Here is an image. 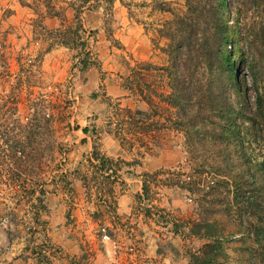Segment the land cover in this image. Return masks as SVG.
Wrapping results in <instances>:
<instances>
[{
  "label": "rangeland",
  "instance_id": "1",
  "mask_svg": "<svg viewBox=\"0 0 264 264\" xmlns=\"http://www.w3.org/2000/svg\"><path fill=\"white\" fill-rule=\"evenodd\" d=\"M164 1L174 3L176 12L184 9L183 0ZM18 6L19 0H0V260L20 251L29 257L47 258L41 252L55 249L49 241L51 234H56L57 223L51 219L59 210L63 212V228H68L72 241L77 240L81 246L80 259H89L94 246L91 235L103 228L96 225L108 216L113 189L123 191V180L139 173L147 185L148 196L146 200L136 199L135 209L144 216L149 211V216H145V233L155 246L154 264H193L190 256L201 257L203 247L212 242L200 237L204 231L198 229L203 224L201 218L207 220L208 230L227 238L222 243L224 252L219 264H248L244 250L235 242L241 237L240 227L233 228V223L221 214L222 208L217 207L218 214L203 216L197 206L203 203L201 196L168 186L184 181L177 175L179 164L183 165V173H189V157L182 134L173 125L175 111L170 105L160 100L159 106L141 112V122L147 125L142 134L149 135H145L147 139L135 135L139 130L130 128L126 110L119 111L122 109L111 104L96 115L88 95L81 97L83 80L75 78L79 77L75 59L81 55L71 60V72L63 79L59 70L63 68V46L55 45L65 41L71 48H80L79 38L84 34L77 32V39L64 37L65 28L57 24L50 27L63 30V38L53 40V35L37 27L30 10ZM228 6L232 10L230 3ZM49 45L55 53L50 63L46 56L42 57ZM235 64L240 77L245 66L238 61ZM53 65L55 69L48 71ZM82 110L88 112L87 120L93 116L101 118L109 134L124 146L121 158H109L114 161V174L95 169L97 163L88 160V152L79 150L85 141L75 130L79 128ZM94 142L93 146L102 154ZM131 145L141 147L135 149ZM144 147L152 149L151 156L145 154ZM132 157L139 165L124 164L132 163ZM143 164L152 166L138 169ZM243 221L246 227L247 220ZM213 222L218 224L213 226ZM191 230L200 235L192 236ZM233 231L236 234L229 236ZM112 242L115 248L107 243L112 264H123L126 259L127 264L138 261L142 248L135 244L124 248ZM55 251L56 255L64 253L61 248Z\"/></svg>",
  "mask_w": 264,
  "mask_h": 264
},
{
  "label": "trees",
  "instance_id": "2",
  "mask_svg": "<svg viewBox=\"0 0 264 264\" xmlns=\"http://www.w3.org/2000/svg\"><path fill=\"white\" fill-rule=\"evenodd\" d=\"M60 2L63 0H19L20 6L38 17L34 22L37 27L53 35V40L63 38V30L47 29L41 18L62 20ZM183 2L184 9L176 12L174 3L155 1L158 10L172 16L163 31L170 42L166 68L170 93L163 100L175 111L173 125L182 134L189 157L188 174L182 172L183 165L177 166V175L184 181L168 186L201 196L203 203L197 206L203 216L218 214V208H222L221 214L233 223V228L240 227L241 237L235 242L244 250L248 264H264V0ZM82 8H73L79 21ZM77 30L65 28L64 37L77 39ZM80 32L84 33L82 27ZM59 43L55 45L69 46L65 41ZM51 48L49 45L45 52ZM81 56L80 66L84 69L88 55L82 52ZM237 61L245 66L240 77L235 69ZM125 113L131 128L145 131L147 125L141 123L140 111ZM144 150L151 156L152 149ZM91 160L97 163L95 169L115 173L114 161L95 146ZM147 196L143 181L142 197L146 200ZM201 222L198 229H204L202 235L193 229L190 234L212 242L203 247L201 257L190 256L191 261L219 264L224 252L222 243L227 238L208 230L205 218ZM235 234L233 231L229 236Z\"/></svg>",
  "mask_w": 264,
  "mask_h": 264
},
{
  "label": "crops",
  "instance_id": "3",
  "mask_svg": "<svg viewBox=\"0 0 264 264\" xmlns=\"http://www.w3.org/2000/svg\"><path fill=\"white\" fill-rule=\"evenodd\" d=\"M82 1L60 2L59 6L64 5L62 20L41 18L42 24L49 30L52 28L50 26L57 24L72 30L77 27L78 32L81 27L84 30V35L81 37L83 47L63 46V68H59L60 74L63 72V79L67 72H71V60L85 52L88 55V65L84 69L76 65L79 77L75 76V78L83 80L81 97L83 99L84 95H88L92 102L91 110L94 108L96 115H101L100 112L105 106L111 104L122 109H118L119 111L142 113L148 112L156 105L159 106L160 100L163 101V98L170 93L166 71L169 66L170 42L163 31L165 24L172 19L171 14L158 10L155 7L156 0H87L81 4ZM70 4H72L71 8ZM79 5L83 6L80 21L75 17L73 10ZM17 8L28 9L20 4ZM30 15L32 18H38L33 12ZM31 21L34 22V19ZM44 53L42 57L46 56L48 63L51 62L50 59H55L52 49ZM51 69L52 71L55 69L54 65L47 70ZM86 113L88 112L80 111L79 128L75 130V133L85 141L83 148L79 150L88 152V160H91V152L96 140L99 150L107 158H121L124 146L109 134L110 131L101 118L93 116L92 120H87L86 116L89 115ZM141 123L143 126L146 124ZM83 129H86L85 133ZM134 129L139 130L135 133L138 138L144 135L140 128ZM138 140L143 141L141 138ZM131 147L137 149L141 145H131ZM133 158L131 162L136 160ZM151 166V164L150 166L143 164L138 169L146 170ZM138 175L139 173L123 180L125 188L123 191L113 189V204L109 208L108 216L100 221V225H96V228L106 227L111 239L120 247L126 248L135 244L138 248H142L138 261L133 264H154L155 246L145 233L147 218L135 209L136 199L142 197V180ZM62 214L61 210L54 212L51 222L57 223L54 226L56 234L53 237L51 234L52 239L49 242L57 250L64 249V253L62 251L60 255H56L55 249L48 248L47 251L41 252L47 257L44 259L39 255L29 257L28 253L20 251L15 256L10 254L9 257L1 258L0 264H81V262L112 264V251L107 243L101 241L98 230L91 235L94 244L92 254L89 255V259L81 260L79 256L82 254L81 246L77 240L72 241L68 228H63ZM126 261L127 259L122 261L123 264H127ZM180 262L182 264V261Z\"/></svg>",
  "mask_w": 264,
  "mask_h": 264
},
{
  "label": "built area",
  "instance_id": "4",
  "mask_svg": "<svg viewBox=\"0 0 264 264\" xmlns=\"http://www.w3.org/2000/svg\"><path fill=\"white\" fill-rule=\"evenodd\" d=\"M75 61H76L75 65H80L79 58H76ZM100 237H101V241L103 243H110L111 242L113 248H115V244H114V242H112L111 237L108 234V231H107V229L105 227L100 229ZM132 249L133 248H131L130 251H133Z\"/></svg>",
  "mask_w": 264,
  "mask_h": 264
}]
</instances>
